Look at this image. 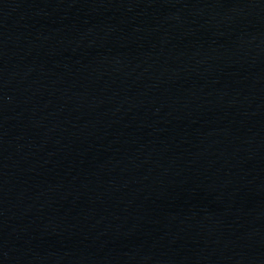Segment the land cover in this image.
Returning a JSON list of instances; mask_svg holds the SVG:
<instances>
[{
	"label": "water",
	"instance_id": "water-1",
	"mask_svg": "<svg viewBox=\"0 0 264 264\" xmlns=\"http://www.w3.org/2000/svg\"><path fill=\"white\" fill-rule=\"evenodd\" d=\"M0 264H264V0H0Z\"/></svg>",
	"mask_w": 264,
	"mask_h": 264
}]
</instances>
